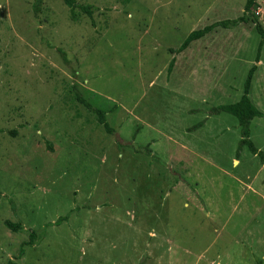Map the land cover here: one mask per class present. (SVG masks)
Listing matches in <instances>:
<instances>
[{"label": "rangeland", "instance_id": "rangeland-1", "mask_svg": "<svg viewBox=\"0 0 264 264\" xmlns=\"http://www.w3.org/2000/svg\"><path fill=\"white\" fill-rule=\"evenodd\" d=\"M72 1L91 17L0 0V264H264V162L208 112L255 66L248 139L264 153V39L257 53L249 21L172 52L245 0ZM250 12L264 31V0Z\"/></svg>", "mask_w": 264, "mask_h": 264}, {"label": "trees", "instance_id": "trees-1", "mask_svg": "<svg viewBox=\"0 0 264 264\" xmlns=\"http://www.w3.org/2000/svg\"><path fill=\"white\" fill-rule=\"evenodd\" d=\"M42 0H33L32 9L34 12L38 11V8L41 4ZM62 4L68 8H76L79 12L83 13L87 17H91L93 12V7L87 4H75L72 0H61ZM255 0H245L243 11L241 16L233 19V20H224V21H216L213 22L207 26L202 27L201 29H197L194 31H191L187 34V36L183 39V41L179 44V46L172 50L173 53H180L183 50H185L188 45L191 42H194L204 35L208 34L210 31H212L215 28H223V29H230L234 28L239 24H243L246 22H251L254 25V29L256 33L259 35L260 41L258 43L257 47V53L260 50L262 40L264 39V31L261 28L260 24L257 22L256 17L252 15L250 12L251 8L254 6ZM258 60L255 58V63H257ZM173 64V59H171L168 62L167 69L169 70ZM255 71V66H251L249 70L247 71L245 80L243 82L242 87V94L240 95L239 99L232 103V104H225V105H218L216 107H212L209 109V114L211 115H217L219 113H225L228 115L233 116L238 124L239 127V135L240 139L238 142V148L245 146L250 154L253 156H258L261 163L264 162V153L261 151H258L252 144V142L248 139L249 138V125L250 121L254 118H261L262 114L261 112L251 103L250 99L248 98V92L250 88V82L252 79V75ZM75 100L79 102L82 107L87 110L88 112L92 113L95 117L96 123L101 126L102 130L108 134V135H114L115 131L108 125L105 115L106 112L101 111L100 109H95L88 104L87 101L82 99L79 94H74ZM202 125V121L196 123L192 127H190V130H195L198 127ZM145 155H149L150 151L145 148L144 150ZM264 181V178H263ZM66 217L59 218L55 224H58L62 220H65ZM4 226L6 229H8L11 232H17L21 226L19 223H12L9 221H5ZM34 235L33 233L29 234V239L27 242L22 243V246L27 245L30 246L32 244V239ZM22 254V251L20 250L19 256ZM6 264H13L11 262H7Z\"/></svg>", "mask_w": 264, "mask_h": 264}]
</instances>
